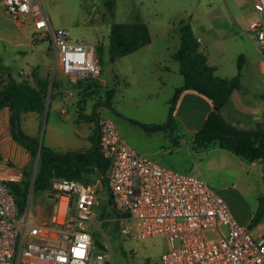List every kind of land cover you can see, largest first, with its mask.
Returning <instances> with one entry per match:
<instances>
[{
  "label": "built area",
  "instance_id": "2783aa9c",
  "mask_svg": "<svg viewBox=\"0 0 264 264\" xmlns=\"http://www.w3.org/2000/svg\"><path fill=\"white\" fill-rule=\"evenodd\" d=\"M0 6L15 20L30 22L34 40L49 37L55 67L69 87L64 98L72 96L70 86L78 81L97 80L95 48L68 42V30L52 27L40 0H0ZM252 6L257 18L245 34L264 72V3L256 0ZM3 118L0 113V264H108V253L92 257L89 230L109 221L136 240L164 236L168 249L161 264H264L263 236L252 237L201 179L139 155L107 118H99L96 126L109 164L106 174L84 184L52 177L44 196L53 204L43 218L32 211L31 177L28 201L19 210L8 185L20 183L24 170L17 163L19 145ZM104 190L110 205L106 217L97 220Z\"/></svg>",
  "mask_w": 264,
  "mask_h": 264
},
{
  "label": "rangeland",
  "instance_id": "374dc122",
  "mask_svg": "<svg viewBox=\"0 0 264 264\" xmlns=\"http://www.w3.org/2000/svg\"><path fill=\"white\" fill-rule=\"evenodd\" d=\"M44 13L54 29H66L69 32L70 43L82 42L86 46L95 48V56L100 66V75L96 79L104 82L106 87L95 89V94L87 101V112L92 110V101L106 90H115L113 107L116 112L106 109L102 102L96 107L99 118L110 119L114 123L126 143L139 155L154 161L158 166L178 173H189L201 179L206 186L227 204L233 217L245 227L252 237H264V216L255 225L251 219L257 208L258 199L264 193L263 182L257 170H250L248 166H241L234 160L221 158L220 152L210 150L207 154L191 152L189 135L182 134L183 129L176 126L170 136L167 130L147 132L142 128L130 124L126 118L143 124L161 125L167 121L171 106L170 91L160 90L154 95L151 102L146 100L145 92L155 85L146 68L152 60L168 63V52H173L178 38V22L185 20L191 26L194 36L203 37L209 45L210 56L222 68H229L232 64L236 68L237 58L242 50L249 52L246 69L259 61L253 44L245 35L227 38L224 28L226 24H233L234 32L246 29L255 18L254 13L243 17L244 10H248L246 0H114L112 16L103 6L102 0H40ZM136 18L148 26L150 44L131 55L117 59L110 63L106 53L100 55L97 47L108 44L109 27L112 22L131 23ZM235 23V24H234ZM213 27L218 28L214 31ZM224 30V31H223ZM205 31L211 35L201 33ZM211 33V34H210ZM36 51L34 61L43 67V60L52 64L48 71L50 84L61 74L55 67L49 37L32 40ZM200 46V45H199ZM241 51L242 53H238ZM207 52V51H205ZM129 66L134 68L132 73ZM11 72L16 65H7ZM95 80V79H94ZM100 86L99 82L97 83ZM52 90L46 97L48 108L41 119L35 113H27L22 117V125L29 130L31 138L42 143L54 153L67 151L85 152L89 150L88 136L93 133V125L77 122V114L71 104L63 99H51ZM104 99V98H101ZM177 102V101H176ZM98 103L96 99L94 105ZM176 103L174 104V107ZM6 107V106H4ZM0 107L3 121H8L10 131L11 110ZM94 107V108H95ZM65 108V113L61 110ZM113 110V109H112ZM154 117L155 123H149V116ZM149 117V118H148ZM174 135V137H173ZM174 140L177 142L174 143ZM20 148V147H19ZM26 154L25 160L22 158ZM232 155V154H230ZM0 154V160H2ZM17 163L24 171H30L33 176L38 161L25 150L20 152ZM233 157V156H232ZM30 191L28 192L27 200ZM107 196L100 197L99 207L96 209V219L106 217ZM50 202V201H49ZM49 202L44 194H32V211L38 212L40 218L46 215ZM52 204V202H50ZM105 208V211H104ZM93 237L92 257L98 254H109L108 264H161L160 256L168 249L164 236H152L136 240L129 235H122L115 222L103 223L99 228H90Z\"/></svg>",
  "mask_w": 264,
  "mask_h": 264
},
{
  "label": "trees",
  "instance_id": "16d2710c",
  "mask_svg": "<svg viewBox=\"0 0 264 264\" xmlns=\"http://www.w3.org/2000/svg\"><path fill=\"white\" fill-rule=\"evenodd\" d=\"M103 6L112 16L114 11V0H102ZM179 46L171 55L173 61L178 64V72L183 79L182 87L175 90L170 99V108L167 121L161 125H147L135 120H126L147 132L158 130L172 131L174 126L173 113L181 92L193 90L212 102V111L207 115L203 125L195 133L193 142L198 147H206L216 144L220 149L225 150L238 158L248 162L259 161L262 163L264 172V129L242 130L225 122L220 116V110L227 104L233 91L240 88L241 72L245 63L242 55H239L236 63V75L232 78H219L214 74V68L207 63L206 54L200 49L196 37L193 35L191 26L185 20H180L177 27ZM151 38L148 26L136 18L131 23L112 22L109 27L107 47L98 46L97 49L102 56L107 55L111 63L118 58L133 54L139 49L150 44ZM0 59V75L2 73ZM36 85L32 86L27 81L16 82L11 77L3 82L0 76V107H9L11 110V127L14 141L32 157H36L38 141L23 134L20 128V115L26 112H35L43 117L46 108V97L49 91V80H40L36 73H32ZM88 82V87L81 93L84 94L80 101L85 103L88 98L95 94L98 88L97 80L85 79L78 81L77 85ZM57 87L56 79L52 83L51 99ZM113 91L106 90L102 103L106 108L111 109ZM96 115L85 114V107L78 105L77 119L79 122L93 123L95 128L89 136L91 148L84 153L68 152L64 154L54 153L42 143L38 154V167L32 184V194H44L49 186L52 177L71 179L81 183L93 182L95 178L106 174L108 161L103 158L98 142ZM18 132H15V126ZM174 143L177 142L174 140ZM95 149L93 150V148ZM30 171H24V178L18 184H9V190L14 196L15 203L19 210L26 205L28 192L31 185ZM264 187V175L262 177ZM105 189V187H104ZM110 205L106 200V207ZM105 211V208H104ZM113 212V211H110ZM264 216V193L258 199L257 208L251 223L257 224Z\"/></svg>",
  "mask_w": 264,
  "mask_h": 264
},
{
  "label": "crops",
  "instance_id": "0c3cea01",
  "mask_svg": "<svg viewBox=\"0 0 264 264\" xmlns=\"http://www.w3.org/2000/svg\"><path fill=\"white\" fill-rule=\"evenodd\" d=\"M246 1L248 2L250 9L244 10L245 12L243 13L242 16L248 17L250 16V12H253L255 19H256L257 15L254 12L253 6H252L256 0H246ZM261 1L264 3V0H261ZM3 11L4 10L0 6V59H1V65L3 67L2 68L3 70L0 76L2 77L3 82L7 81L8 77H11L16 82L27 81L32 86H35L36 80L32 76V73L34 72L36 73V75L38 76L40 80H48V71L52 63L50 61L43 60L42 62L43 67H40L34 61V53L36 51V47L33 45L34 41H32L33 40V37H32L33 30L30 26L31 23L30 22L21 23L15 20L14 18L10 17ZM232 25L233 24L228 23L226 24V27L224 28V30L227 33L231 32V34H229L227 38H235L237 35H240V34L246 36L245 29H241L240 32L236 33L234 32L235 25H233L234 27H232ZM214 31L217 32L218 28L213 27L212 32ZM201 34L205 36L206 32L203 31ZM206 36H207L206 37L207 40L211 39V35L206 34ZM195 37L197 40H199L200 49L206 54L208 65L214 68V74L217 77L232 78L236 75V68L233 67V64L227 69L220 67V65L217 64V62L213 59V57L210 56V53L208 51L209 45L206 44V41H204L205 39L200 36H195ZM178 46L179 44L177 43L175 50L173 52H168L169 53L168 63L163 64L154 59L151 61L150 66L146 68L150 78H152V80H154L155 82V85L145 92V95L147 98L146 100H148L149 102H151L154 95H156V93H158V91L160 90L170 91L171 98H172L175 90L182 87L183 79L178 72L179 71L178 64L175 61H173L171 58V55L177 50ZM105 47H107V45ZM246 51L247 50H242L243 54L246 57V60H245V63H244V66L241 72L240 88L232 92L227 104L224 105V107L220 110V116L225 122L229 123L230 125L236 128L242 129V130L264 129V74H263L264 72L262 70L261 62L256 52V49H255V52L258 56L259 61L254 62V64H252L249 67V70L246 69V65L249 61L247 57L249 52H246ZM242 52L239 51L238 53H242ZM113 62L111 63L113 64ZM11 64L17 66L14 72H11V70L8 69L9 67H7V65H11ZM129 68L130 70L128 71H131L133 73L134 68L131 66H129ZM80 81H84V80H80ZM56 82H57V87L54 90V96L52 99L56 98L58 100H61L58 97H61V95H63L64 97L66 89H68L69 87L67 86L66 79L62 76H60L56 80ZM97 82H99L100 84V86H98V90H100L101 87H106V84L104 82H100L99 80H97ZM88 84H89L88 82H83L81 85H77V83H75L74 85L70 86V90L72 91V96L70 98H63V99H65L68 103L71 104V107L74 109V112L76 114L78 111V105L85 107V114L89 115L93 112L96 115L95 116L96 117L95 122H96V119H99V117L97 115L95 106H98L103 101V99L101 98H104V94L100 93V95L96 97L95 100L92 101V110L90 112H87V101L90 98H88L87 101L83 104H81L80 101L82 99V96L84 95L81 93L88 87ZM112 91H113V96H112L111 102L113 103V100H114L113 98L115 97V90H112ZM96 99L98 100V103L94 105ZM101 106L105 107L103 103ZM48 107L49 106L47 105L46 108ZM7 108L8 107H4V109H7ZM212 108H213L212 102L209 101V99L205 98L204 96L200 95L199 93L193 90H185L181 92L177 99L176 106L174 109V113H173L174 126L171 129L174 130L173 128L178 126L183 129L184 133L182 134L189 135L190 140H191V147H190L191 152L198 154V152L196 151H200L201 154L203 155L209 153L210 150H214L215 152H220L221 158L224 157V158H227L228 160H232V161L234 160L236 163H239V165L241 166L250 167V170H257L258 173H260L261 178H262L264 175V172H263L261 162L259 161L248 162L246 160L238 158L237 156L233 154L230 155L231 153L220 149L216 144H210L206 147H198L194 144L193 142L194 135L199 130V128L203 125L204 120L206 119L207 115L212 111ZM108 110H110V112L112 111V113L116 112L113 105L111 109H108ZM27 113H35V112H26L20 115V128L23 134L29 137L30 136L29 130L25 128L26 126L24 127L22 125V117L23 115ZM36 115H37V118L39 119L42 118L40 117V115L38 114ZM149 117H150V120H148L149 123H155L153 122L154 117L151 115ZM81 123H86V122H81ZM86 124L93 125L92 127L96 125V124L94 125L93 123H86ZM151 125H156V124H151ZM173 132L174 131H169V135L171 136ZM87 138L89 140V136ZM91 146L92 145H90V147ZM21 151L22 152L24 151L22 147L19 148L18 156ZM68 152H71V151H67L65 153H68ZM80 153H84V152H80ZM60 154H64V153H60ZM22 156H23L22 158L25 160L26 154L23 153ZM184 174H187V173H184ZM103 193L106 195L105 190L103 191ZM47 201L49 202L50 200H47ZM50 202H49V205H50L49 209L51 208L53 204V202L52 204Z\"/></svg>",
  "mask_w": 264,
  "mask_h": 264
},
{
  "label": "water",
  "instance_id": "95a60500",
  "mask_svg": "<svg viewBox=\"0 0 264 264\" xmlns=\"http://www.w3.org/2000/svg\"><path fill=\"white\" fill-rule=\"evenodd\" d=\"M53 83V82H52ZM52 83L50 84V90H52ZM48 102H49V100L47 101V104H48ZM47 104H46V107H47ZM97 120L98 119H96V123H97ZM97 130V129H96ZM15 132H18V126H17V124H16V126H15ZM97 134H98V130H97ZM98 144V142H96V145ZM37 155H36V163H37V161H38V154H39V151H40V149H41V145H40V143H38L37 144ZM95 149V147L93 148V150ZM35 171H36V164H35V167H34V171H33V176H32V183H33V180H34V176H35ZM50 198H51V196H50Z\"/></svg>",
  "mask_w": 264,
  "mask_h": 264
},
{
  "label": "snow or ice",
  "instance_id": "6c2138e0",
  "mask_svg": "<svg viewBox=\"0 0 264 264\" xmlns=\"http://www.w3.org/2000/svg\"><path fill=\"white\" fill-rule=\"evenodd\" d=\"M78 255H81V256H82V255H83V253H82V252H80V253H78Z\"/></svg>",
  "mask_w": 264,
  "mask_h": 264
}]
</instances>
